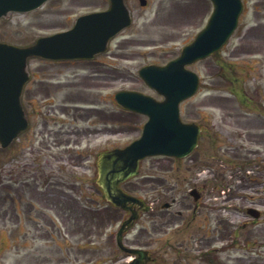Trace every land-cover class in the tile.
I'll return each instance as SVG.
<instances>
[{
    "label": "flooded vegetation",
    "instance_id": "af4514ba",
    "mask_svg": "<svg viewBox=\"0 0 264 264\" xmlns=\"http://www.w3.org/2000/svg\"><path fill=\"white\" fill-rule=\"evenodd\" d=\"M240 1L242 6L236 28L223 48L211 57H218L227 48L226 52L232 58H251L247 62L218 65L225 69L218 78L229 82L223 91L236 101L237 106L233 107L237 111H248L240 114L234 110L220 119L222 127L232 129H223V133L233 143L226 146L220 159L231 157V162L226 164L234 168L249 166V207L259 211L249 216L251 231L264 219V0ZM203 3L205 27L213 5L209 0H203ZM128 57L131 58L118 50L108 49L89 61L40 59L36 64L37 59H34L26 65V79L20 95L25 127L5 150L7 163L0 162V223L4 228L8 227V250L14 264H44L49 243L55 251L68 250L66 247L69 245L63 241L62 235L70 239L68 222L79 210L80 198L87 194L85 197L89 203L96 201L93 187L97 185L99 154L126 146L127 139L123 142L121 137L133 132L137 136L141 132L143 120L140 119L144 116L122 108L115 101V93L119 90L138 91L125 87L114 90L117 83L141 82L139 69L133 71L129 65L121 64L129 62ZM246 78L254 84L246 87ZM205 88L208 89L207 85ZM220 90L217 87V91ZM216 99L225 101L227 98L218 95ZM129 121L130 125H126ZM116 136L121 142L113 145L112 138ZM243 141L254 146L257 144V147H245ZM170 160L174 166L176 160ZM199 180L187 178L190 185L187 193L175 197L176 188L166 187L164 180H158L162 184H157L153 189L155 194L147 197L153 201L150 264L173 263L162 259L164 247L176 256L173 264H223L219 255L231 252L238 245L234 238H228L224 243L221 235H217L218 217L215 216L214 226L208 225L213 220L207 213V184L198 183ZM222 180L219 179L216 185H220ZM131 183L132 180L123 183L122 190L132 194ZM82 186L87 187V193L81 192ZM226 196L232 201L240 197L238 191ZM107 209L113 211L111 206ZM91 211L95 213L98 210ZM236 211L238 208L232 204L231 214ZM142 213L137 210L135 221H139ZM129 215V212H124L123 217L115 220L121 219V223ZM130 230L123 233L125 244L139 245L135 241L128 242L125 235ZM108 237L112 244L111 232ZM249 238L252 239L250 249L255 254L256 248L258 259L264 264V237L258 242L257 235L251 231ZM75 247L79 251H100L104 259L102 264L113 260L110 250L106 254L102 252L106 246L98 248L89 242L76 241ZM229 258L228 254L226 262ZM119 262L120 259H114V263Z\"/></svg>",
    "mask_w": 264,
    "mask_h": 264
},
{
    "label": "rangeland",
    "instance_id": "374dc122",
    "mask_svg": "<svg viewBox=\"0 0 264 264\" xmlns=\"http://www.w3.org/2000/svg\"><path fill=\"white\" fill-rule=\"evenodd\" d=\"M124 1L129 9L132 23L113 39L112 50H118V52L131 56V58L128 57L129 62H121V64L129 65L133 71L150 64L163 65L167 63L179 54L183 46L193 40L203 26V0H146L147 5L145 7L140 6L138 0ZM107 6L108 0H50L33 12L23 15H11L9 19L1 18L0 42L17 46L29 45L36 38L69 28L78 16L105 9ZM226 50L227 48L218 57H212L188 66V69L201 77V81L197 93L180 105V117L183 122H193L203 129L198 140L197 149L189 158L176 160L174 166L171 165L172 161L166 158L152 157L142 160L140 174L130 184L132 186L130 192L139 197H149L151 194H155L153 192L154 187L157 184H162L158 180H164L166 187L176 188L173 195L175 197L187 193L190 188L186 181L187 178L193 179V177H196L200 179L198 183L206 182L207 213H209L208 218L211 217L213 220V223L210 224L209 222L208 225L214 226V220L218 217L220 225L219 231L216 232L217 235H221L224 243L228 241V238H234L238 242V248L219 255L222 258V263L262 264L258 257L256 259L251 258L254 255L256 257L259 252L256 251V248L255 254L250 252L254 250L250 249L252 239L249 238V235L251 231L254 232L257 235L256 240L258 242L261 237H264V219L260 220L254 227L255 229L250 231L248 217L244 213L250 205L249 196L251 194L247 179L250 175L249 166L245 164L238 169L228 165V163L226 164V162H231V157H227L226 160L220 159L221 155H224L226 146L233 144L223 133V129L229 131L232 129L222 127L220 119L227 112L233 113L235 110L240 114H244L248 111L243 109L240 112L237 111L236 107H233L237 106L236 101L227 91H223L227 87L225 84L229 83L218 78L219 74L224 72L218 65L221 63L225 66L228 63H242L251 60L248 57L232 58ZM36 64H39V62L37 61ZM242 77L244 78V75ZM245 80L244 85L246 87L254 84L250 78ZM117 84L113 88L114 90L117 87L135 88L140 92L155 96L140 81ZM206 85L208 89L205 88ZM217 87L221 90L217 91ZM218 95H223L227 99L219 101L216 99ZM144 119L141 118L140 120ZM130 123L129 121L126 125H130ZM135 134V132L129 133L121 137V140L123 142L126 139L130 141ZM117 139H119L118 136L112 138L113 145L121 142ZM242 144H245V147H257V144L254 146V144L250 145L245 141ZM5 152L0 153L2 164L7 163V153ZM221 178L223 179L222 183L219 187H216V182ZM93 189L95 194L91 191L89 193L94 194L95 200L99 202H96L97 208L106 205L102 201L101 194L96 186ZM235 191L239 193L238 200L226 199L227 194L231 195ZM81 192L87 193V187L82 186ZM85 196L87 194H83V197L80 198L79 210L69 219L70 228L67 234L70 239L66 235H62L63 241H67L69 245L66 247L68 250L55 251L49 243L48 258L44 264H102L103 254L100 251L95 253L88 249L79 251L75 247L76 241L89 242L98 248L106 246V249L102 250L103 253L106 254L110 250L109 255L113 254L116 259H120L118 264H125L126 257L124 254L118 253V250L116 251L113 247L109 249V246H113L114 239H110L112 242L110 244L108 235L109 231L114 234L117 229L116 215L105 209L102 210L103 213L99 212V214L85 210L82 208V205L88 206ZM256 197L259 196L256 195ZM146 203L149 206L153 204L151 200L146 201ZM232 204L238 208L234 215L230 212ZM117 216L119 218L123 217L120 211L117 212ZM151 220L152 216L150 214L142 215L135 224L134 229L128 234V239L141 246H146L150 252H153ZM65 222L67 224L66 220ZM237 226L238 230H235ZM233 228L234 230H232ZM7 230V225L4 228L1 222L0 264H14L8 250L7 239L9 234L6 232ZM192 247H194V244H192ZM15 250L19 249L16 248ZM162 253V259L166 260V263L172 261L174 263L176 256L173 251H170L168 247H164ZM228 254L230 258L226 262ZM103 264L114 263L106 260ZM190 264L194 263L190 262Z\"/></svg>",
    "mask_w": 264,
    "mask_h": 264
},
{
    "label": "water",
    "instance_id": "95a60500",
    "mask_svg": "<svg viewBox=\"0 0 264 264\" xmlns=\"http://www.w3.org/2000/svg\"><path fill=\"white\" fill-rule=\"evenodd\" d=\"M47 0H0V17L8 12H29ZM106 11L79 17L74 26L65 32L38 38L28 47L0 43V145L6 147L11 138L23 127L19 94L24 83V68L29 57L51 60L90 59L105 49L109 39L129 26L130 17L123 0H109ZM145 5V0H139ZM215 5L207 28L194 41L185 46L180 55L165 66L150 65L142 68L139 75L144 82L164 97L156 102L139 93L120 92L119 104L143 113L148 121L141 137L124 149H116L100 158L99 186L108 201L126 208V204L142 207L137 199L123 194L118 184L137 172L138 161L146 156L167 155L182 158L197 144L199 128L180 121L178 104L193 95L197 89V76L185 66L217 51L235 26L240 4L235 0H212ZM229 12L222 9H229ZM15 116L11 118V116ZM132 217L120 228L128 226ZM125 252L137 255L129 264H144L149 260L142 250Z\"/></svg>",
    "mask_w": 264,
    "mask_h": 264
}]
</instances>
